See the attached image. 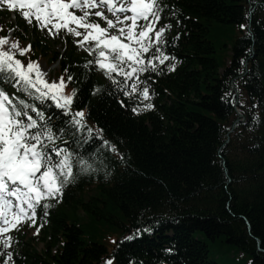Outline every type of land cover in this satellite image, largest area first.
Listing matches in <instances>:
<instances>
[{
    "label": "trees",
    "instance_id": "trees-1",
    "mask_svg": "<svg viewBox=\"0 0 264 264\" xmlns=\"http://www.w3.org/2000/svg\"><path fill=\"white\" fill-rule=\"evenodd\" d=\"M164 3L160 25H172L166 51L176 59L141 75L152 77L149 100L125 96L94 65L86 70L93 56L73 36L54 51L22 16L10 24L0 11V37L31 45L25 62H58L59 78L72 75V110L93 130L77 150L93 154L95 170L74 168L62 201L46 217L37 208L40 235L28 239V223L15 232L16 264H264V0ZM218 50L229 60L222 72ZM46 111L57 125L67 119L51 101Z\"/></svg>",
    "mask_w": 264,
    "mask_h": 264
},
{
    "label": "snow or ice",
    "instance_id": "snow-or-ice-1",
    "mask_svg": "<svg viewBox=\"0 0 264 264\" xmlns=\"http://www.w3.org/2000/svg\"><path fill=\"white\" fill-rule=\"evenodd\" d=\"M4 2L9 10L19 11L29 24L35 21L38 29L47 30L51 36L64 30L66 35L81 38L74 42L93 56L83 67L91 70L89 66L94 65L102 70L115 88L128 97L135 95L137 99L149 100L148 80L152 77L141 80V75H160L164 71L160 66L176 59L167 53V41L163 39L172 25L165 23L159 29L156 27L168 8L164 0ZM105 9L110 15L105 14ZM92 16L104 21V25L90 19ZM8 42V37H0V256L4 257V264L13 261V253L8 251L13 241L10 233L18 231L25 222L29 227L34 226L38 207L46 217L47 210L54 206L51 201L56 204L62 201L64 188L75 182L74 168L78 167L82 173L95 170L91 162L93 154L86 157L77 150L93 138V130L87 125L83 110H72L75 89L72 94H65L72 75H68L67 82L63 76L59 81L49 82L37 62L29 61L25 65L13 51L18 50L23 56L31 50L30 44L20 48L18 41H13L5 50L3 46ZM166 67L168 71L175 70L174 63ZM5 84L20 95L10 96L4 89ZM141 84L143 88L139 87ZM49 101L67 117L63 123H53L46 111ZM143 106L154 107L151 103ZM132 111L138 112V108ZM101 132L97 130L95 135L103 140ZM103 146L108 147L109 141L103 140ZM112 151H117L115 146ZM38 232L37 228L35 234ZM105 264H113L112 259Z\"/></svg>",
    "mask_w": 264,
    "mask_h": 264
},
{
    "label": "rangeland",
    "instance_id": "rangeland-1",
    "mask_svg": "<svg viewBox=\"0 0 264 264\" xmlns=\"http://www.w3.org/2000/svg\"><path fill=\"white\" fill-rule=\"evenodd\" d=\"M0 5H3L4 7H7V3L4 2V0H0ZM10 12H11V10H10ZM16 12H19V11H16ZM107 15H110V14H107ZM14 18L15 17L13 15L9 19L8 22L15 21ZM96 20L98 22H100L102 26L104 25V21L99 20V18H97ZM36 29L41 33V35L46 40V43L49 45V47L52 50L59 51V52L63 51L64 49H66V47L68 46V37L72 36L70 34L66 35L64 30H61L59 32V34H57L55 36H51V35L48 34L47 30H40L37 27H36ZM241 29H243V28L242 27L233 28V30L231 32H229V36L241 35V32H240ZM81 31H83V30H81ZM164 36H163V38H164ZM8 38H9L8 44L3 46V48L5 50H8L10 45H11V43L13 42V40H12V38L10 36ZM211 40L213 42H216V40H217V37H216V35L214 33L211 36ZM19 46H20V44H19ZM20 48H22V47L20 46ZM13 51L16 52V57H20L21 56V55H19V51L18 50L14 49ZM217 58H218V61L220 63V66H221V70L220 71L222 72L224 70L226 64L228 63V60H226V62L224 61L223 54H222V52L220 50H218ZM38 65H39L40 69L45 73V79L46 80H48L49 82H51V81H59V79H58V77L56 75V72L58 70V65L50 66V65L46 64L45 60H43L42 62L38 63ZM65 94H70V93H68L65 90ZM36 230H37V228L33 227V226L28 228L27 231H26L27 238L29 239V238L34 237V235H40V234H35ZM118 237H120V235L119 234H115V235H112V237L109 236L108 239H109V241L114 242ZM34 246L36 247V249L38 251H42L44 249V244L42 242H40V241H36L34 243Z\"/></svg>",
    "mask_w": 264,
    "mask_h": 264
}]
</instances>
